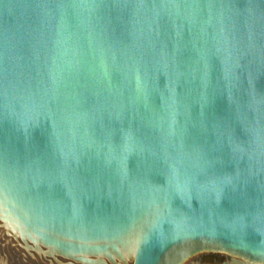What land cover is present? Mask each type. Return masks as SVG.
Here are the masks:
<instances>
[{
  "label": "water",
  "instance_id": "water-1",
  "mask_svg": "<svg viewBox=\"0 0 264 264\" xmlns=\"http://www.w3.org/2000/svg\"><path fill=\"white\" fill-rule=\"evenodd\" d=\"M0 264H264V0H0Z\"/></svg>",
  "mask_w": 264,
  "mask_h": 264
}]
</instances>
